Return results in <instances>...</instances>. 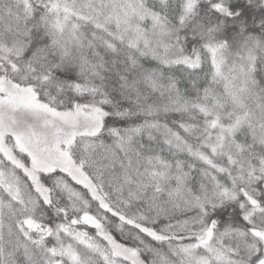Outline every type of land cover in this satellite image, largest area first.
Masks as SVG:
<instances>
[{"label":"snow or ice","instance_id":"obj_1","mask_svg":"<svg viewBox=\"0 0 264 264\" xmlns=\"http://www.w3.org/2000/svg\"><path fill=\"white\" fill-rule=\"evenodd\" d=\"M0 264H264V0H0Z\"/></svg>","mask_w":264,"mask_h":264}]
</instances>
